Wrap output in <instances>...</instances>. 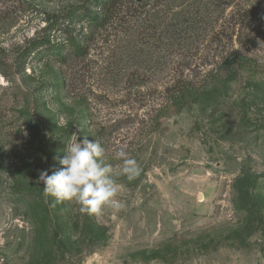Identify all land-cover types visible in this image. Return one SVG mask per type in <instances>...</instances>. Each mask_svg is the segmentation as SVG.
<instances>
[{"label":"rangeland","instance_id":"1","mask_svg":"<svg viewBox=\"0 0 264 264\" xmlns=\"http://www.w3.org/2000/svg\"><path fill=\"white\" fill-rule=\"evenodd\" d=\"M222 1L165 0L77 56L94 1L0 0V264H264V0H239L254 14V78L216 76L238 44ZM181 76L198 89L182 107ZM85 135L113 168L119 211L43 194L40 171Z\"/></svg>","mask_w":264,"mask_h":264},{"label":"clouds","instance_id":"2","mask_svg":"<svg viewBox=\"0 0 264 264\" xmlns=\"http://www.w3.org/2000/svg\"><path fill=\"white\" fill-rule=\"evenodd\" d=\"M103 156L104 148L98 141L90 140L87 135L80 140L74 136L63 157L58 158L62 167L51 175L47 170L40 171L45 198L53 197L54 203L74 201L81 211L90 214L99 213L104 207L119 211L123 205L116 200L118 186L113 168L105 163ZM115 157L122 162L119 175L129 181L138 175V163L129 156L126 147L117 148Z\"/></svg>","mask_w":264,"mask_h":264},{"label":"trees","instance_id":"3","mask_svg":"<svg viewBox=\"0 0 264 264\" xmlns=\"http://www.w3.org/2000/svg\"><path fill=\"white\" fill-rule=\"evenodd\" d=\"M97 4V11L92 14V23L89 33L86 35L85 44L76 43L73 53L82 56L86 53L88 42L94 39L99 29L108 26L115 29L116 34L122 32L131 26L132 21L146 18L150 14L151 8L160 5L165 0H92ZM225 7H230L226 13L228 22L222 24L221 31L225 32L229 38H232L234 32L237 33V47L230 48L221 56L220 64L215 68L216 76L221 73H233L234 71L244 70L249 73L251 78L257 74L258 64L251 54L245 50L247 48L248 38L253 37L254 14L252 8L242 5L239 0H223ZM223 4H220V6ZM228 5V6H226ZM150 8V9H149ZM224 21V20H223ZM218 32V31H217ZM243 37V38H242ZM248 37V38H247ZM40 45V44H38ZM173 82L170 95L177 106H184L188 100L192 99L198 89L196 83L186 81L182 76ZM212 79V78H211ZM238 207H239V200Z\"/></svg>","mask_w":264,"mask_h":264}]
</instances>
